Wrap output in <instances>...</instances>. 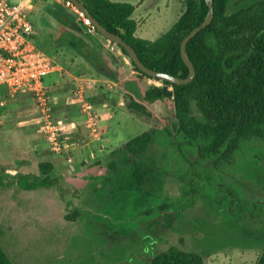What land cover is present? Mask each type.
I'll list each match as a JSON object with an SVG mask.
<instances>
[{
	"label": "rangeland",
	"instance_id": "374dc122",
	"mask_svg": "<svg viewBox=\"0 0 264 264\" xmlns=\"http://www.w3.org/2000/svg\"><path fill=\"white\" fill-rule=\"evenodd\" d=\"M124 1L136 4L138 28L144 29L142 34L150 40L167 30L182 10L181 0ZM59 11L77 20V14L62 0H35L30 14L34 43L54 60L56 69L51 74L60 75L59 81L51 84L52 92L61 100L56 115L67 119V128L71 129L64 135L62 152H54L46 143L39 131L35 104L28 95H19L0 111V145L23 151L16 157L32 162L24 169L10 164V160L7 166L0 163V180L6 183L0 185V249L8 260L14 264H146L151 256L176 246L197 253L202 264H255L264 252V163L254 157L258 154L264 159V141L241 139L237 148L205 166L211 181L229 187L231 197L225 203L231 206L238 198L245 213L233 217L230 208L219 211L210 199L198 195L191 204L187 192L182 193L177 174L190 165L194 144H187L184 135L172 133L174 106L169 98L155 104L144 100L148 87L163 83L137 73L115 43L99 35L92 42L87 34L62 26L54 15ZM73 43L75 46L70 45ZM92 51L99 60L97 65L113 74V79L96 72L85 55ZM67 56L74 58L72 63ZM78 83L88 87L96 105L106 102L114 107L109 119L114 142L95 159L85 152L89 161L80 162L95 171L91 174L78 169L68 173V165L59 161L63 154L76 151L64 150L74 149L80 135L86 137L83 125L78 124L79 113L66 100ZM200 95L197 89L185 95L190 116L200 117L196 106ZM110 147L115 148L108 150ZM27 170L40 177L48 175L58 185L22 189L15 180ZM159 180L161 188L155 184ZM134 181L142 190L130 186ZM109 192L116 205L111 201L103 207L101 198ZM209 192L212 194V190ZM148 196L149 205L166 199L176 210L171 222L157 234L153 250L140 248L138 240L112 239L117 224H112L109 217L117 219L119 205L123 206L124 224L138 230L146 217L135 213L147 207L141 204L135 211L133 203L145 199L147 204ZM258 201L261 208L250 214ZM73 211L75 215L65 218ZM152 214L155 216V211Z\"/></svg>",
	"mask_w": 264,
	"mask_h": 264
},
{
	"label": "trees",
	"instance_id": "16d2710c",
	"mask_svg": "<svg viewBox=\"0 0 264 264\" xmlns=\"http://www.w3.org/2000/svg\"><path fill=\"white\" fill-rule=\"evenodd\" d=\"M79 1L104 28L120 35L130 44L145 66L179 77L188 74V68L181 59L180 43L193 27L203 21L208 9L205 0H181L182 10L177 20L153 40L135 35L136 21L131 3ZM212 11L210 23L194 34L185 46L195 68L193 79L186 84L176 85L153 78L163 85L150 86L144 92V100L150 104L164 98L171 100L175 120L172 133H180L185 140L194 144L198 163L218 158L227 150L237 148L241 139L264 141V0H212ZM54 15L68 30L84 33L77 21L66 13L59 11ZM84 34L90 36L92 42H96L94 36H101L97 30L94 34ZM70 45L75 46L74 43ZM117 46L128 57L126 50ZM92 53L85 55L96 72L113 79V74L97 65L99 60ZM130 63L137 73L152 78L140 71L131 60ZM193 89L201 91L196 99L200 117L188 114L185 95ZM195 168L199 169L197 166ZM15 183L25 190L58 185V181L48 175L40 177L33 173L21 174ZM0 185L6 183L0 180ZM130 186L142 190L135 181ZM149 199L148 196L147 204L144 203L145 199H141L133 205L135 211L141 204L146 205L147 208L136 211L135 215L142 214L146 217L147 226L151 227L157 221L152 212L155 211L156 215L164 208H171L172 204L163 200L158 205H149ZM237 200L234 198L233 202L238 205ZM260 202H254L252 208H261ZM122 209L123 206L119 205L117 219L109 217L112 224H117V229L111 234L120 237L125 229ZM253 209L251 214L254 215ZM75 214L76 211H73L65 218ZM0 264H14L1 249ZM146 264H202V259L197 253L170 246L155 254ZM255 264H264V252Z\"/></svg>",
	"mask_w": 264,
	"mask_h": 264
},
{
	"label": "built area",
	"instance_id": "2783aa9c",
	"mask_svg": "<svg viewBox=\"0 0 264 264\" xmlns=\"http://www.w3.org/2000/svg\"><path fill=\"white\" fill-rule=\"evenodd\" d=\"M35 0H0V111L16 100L18 95L31 96L39 118V131L49 148L61 153L64 135L69 132L67 121L55 113L57 97L45 84L55 71L54 60L39 49L33 39L34 25L31 10ZM77 14V23L86 34L96 31L91 19L85 16L70 0H62ZM86 85L77 84L71 89L81 124L92 134L99 128V115L88 99ZM77 145V144H76ZM90 153V157L94 158Z\"/></svg>",
	"mask_w": 264,
	"mask_h": 264
},
{
	"label": "flooded vegetation",
	"instance_id": "af4514ba",
	"mask_svg": "<svg viewBox=\"0 0 264 264\" xmlns=\"http://www.w3.org/2000/svg\"><path fill=\"white\" fill-rule=\"evenodd\" d=\"M187 144L193 145L189 141H187ZM188 159H190V165L188 167H186L185 169H183L181 171V173L177 174V179L180 182H182V184H183L182 189L184 190V192H182V193L187 192L186 196H187V198H190L191 204L194 203V201H195L194 196L198 195V196H200V199H204V200L210 199L211 203H214L217 206V210H219V211L226 210V209L230 208L231 215L233 217L236 215L241 216L243 213H245L242 205H237V204L233 203V205L230 206V205L225 203V199L228 196L231 197V195H230L231 191H230L229 187H227L226 185H223L221 183H214L205 174V166L206 165H212L213 161L217 158L205 161L203 163H198L199 160L197 158V153H196L193 156V158H188ZM254 159L257 160L258 163H261V164L264 163V159L262 157H260L258 154H255ZM195 166H197L199 169H196ZM200 180H205V182L200 183ZM155 184H157V188H161L162 182H161V180H159ZM206 185L208 186V190H205ZM209 190H212V194L209 192ZM113 191H115V188L110 190V192H113ZM110 192L107 196L101 198V199H103V201L101 200V203H103V207H105L106 204L108 202H111V201H113V203L116 205V200L111 196ZM232 194H234L235 197L238 196L236 192H234ZM236 199H238V198H236ZM164 200H166V199H164ZM261 203L262 202H260V204ZM174 210H175V208H173V204H172L171 208H164L161 211H159L158 213H156L157 214V215H155V218L157 220L156 224H154L151 227H148L146 222H145L143 227L137 230L134 225L130 224L132 227H128L129 225L126 226L124 224L123 226L125 229H124V233L121 235L122 237H120L118 235L115 236L114 234H111L112 239L118 240V241H120V240L121 241H123V240L137 241L138 240V241H141L139 244L140 248L143 247L144 250L147 249V250L152 251L153 250V243H154V241H157V239H156V236H158L157 234L160 232L161 228H163L164 226L168 225L171 222L170 218H171ZM251 211L249 212L250 214H251ZM124 220L125 219H123L122 221L124 222ZM151 258H152V256L150 258H148V260H150Z\"/></svg>",
	"mask_w": 264,
	"mask_h": 264
},
{
	"label": "crops",
	"instance_id": "0c3cea01",
	"mask_svg": "<svg viewBox=\"0 0 264 264\" xmlns=\"http://www.w3.org/2000/svg\"><path fill=\"white\" fill-rule=\"evenodd\" d=\"M112 1L128 2V1H124V0H112ZM129 3H131V2H129ZM131 4L134 5V11L135 10L137 11L138 7L136 6V4L134 2H132ZM134 14H135V12H133V18L136 21L135 35L138 37H141V38H145L146 36L142 34L144 32V29L140 30L138 28L139 23L137 22V19L135 18ZM145 39H147V38H145ZM68 58H69V61L72 63L73 62L72 59H74V58L73 57H68ZM58 76H60V75L57 73H53V74L47 76L45 79V84L52 89V85H54L55 83H57L59 81ZM93 80L97 81L98 79L93 78ZM88 91H89V89L87 87L86 88V94L87 95H88ZM22 95H28V94H22ZM18 96L16 97V100L18 99ZM28 97L33 103L31 96L28 95ZM56 97H57V104H56L55 110L57 109L58 106H60V102H61V100L59 99V97L57 95H56ZM88 99L94 104V108L99 115L98 132L96 134H92L83 128V131L86 134V137H81V135H80V140H79L80 142L77 143V145L74 149L64 150V151H66V153H68L70 150L71 151L76 150L72 155H70V154L64 155L63 154V156H61L59 158V161H61L62 164L68 165V169H67L68 173H70V172L74 173L77 169L82 174H91L92 172H95L89 168L82 167L80 165V162H82V161H85V160L87 162L89 161V160H87L88 157H86L85 152H88L89 156H90V153H93L95 155L94 156V159H95L98 156H100L102 152H105V150H107L106 149L107 146L109 147V145L114 142V138L111 137V125L109 123V119L112 118L111 114L113 113L114 107L108 106V103H106V102H102L98 106L92 100V97H90L89 95H88ZM66 100H67V103L71 104V102H72V104H74L71 94H68V97L66 98ZM120 104H121V102H119V105ZM33 105H34V103H33ZM35 109H36V107H35ZM75 110L77 111L76 108H75ZM35 111L37 112V110H35ZM111 111H112V113H111ZM55 113H56V111H55ZM78 115H79L78 117L80 118L78 124L79 123L81 124V116H80V114H78ZM62 118H64V117H62ZM65 121H67V119H65ZM67 123H68V121H67ZM69 131H71V129H69ZM72 132H75V130H73ZM84 148H85V150H84ZM113 148H115V147H110L108 150H112ZM22 154H23V151H21V150H16V149L9 150V149L5 148L4 146L0 145V163L2 164L1 166H3L4 164H5L4 166H7V163H8L7 160L11 161L10 164L13 162L12 164L16 163L17 165H20L19 167L22 169L27 168L28 166L32 165V162H30L28 159L16 157V156L22 155ZM48 158H49L48 159L49 162H51L53 164L54 160L51 159V157H48ZM31 172H34V171H31ZM31 172L29 170L26 171V173H31ZM23 174H25V173H23ZM31 190H33V189H31Z\"/></svg>",
	"mask_w": 264,
	"mask_h": 264
},
{
	"label": "water",
	"instance_id": "95a60500",
	"mask_svg": "<svg viewBox=\"0 0 264 264\" xmlns=\"http://www.w3.org/2000/svg\"><path fill=\"white\" fill-rule=\"evenodd\" d=\"M70 1L75 6H77L79 8V10H81L85 16H88L91 19V21H92L93 25L95 26L97 32L101 36H103L105 39L109 40L110 42H113L117 45L122 46L126 50L129 59L138 67V69L140 71H142L146 75H148L152 78H157L160 80H166V81L173 83V84H176V85L186 84L193 79V77L195 75V68H194L192 62L190 61L189 56L186 53L185 46H186V43L191 39V37L194 34H196L199 30H201L202 28H204L205 26H207L210 23L212 16H213L212 0H205V3L207 5L208 9H207V13H206L203 21L199 25H196L195 27H193L183 37V39L180 43L181 59L184 62V64L186 65V67L188 68V74L185 77H179V76H175V75L163 72V71H158V70L148 68L147 66H145L142 63V61L138 57L134 48L130 44L125 42L120 35H118L116 33H112L110 31H108L106 28H104L99 23V21L95 17H93L92 14L86 9V7L84 6V4L82 2H80L79 0H70ZM154 111H157V110L155 109Z\"/></svg>",
	"mask_w": 264,
	"mask_h": 264
}]
</instances>
